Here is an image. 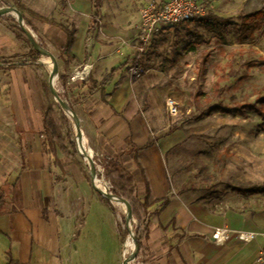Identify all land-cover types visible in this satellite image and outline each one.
I'll return each mask as SVG.
<instances>
[{
  "label": "crops",
  "instance_id": "crops-1",
  "mask_svg": "<svg viewBox=\"0 0 264 264\" xmlns=\"http://www.w3.org/2000/svg\"><path fill=\"white\" fill-rule=\"evenodd\" d=\"M18 6L34 16L25 15L28 23L23 20L24 26L53 55L58 75L68 76L80 66H92L87 80L69 82L67 77V86L76 95L81 94L86 133L94 139L95 147L133 175L141 188H136L141 203L147 197L144 226L148 235L141 241L146 262L142 264H256L257 252L264 247L260 236L264 233V209L247 204L253 203L251 199L256 194H240L246 207L240 213L227 210L211 214L200 201L172 193L163 153L173 133L168 138L153 139L154 131H150L138 103L141 93L125 71L128 63L123 57L131 50L105 42L95 33L91 37V0H0V7L17 10ZM138 21L137 15L136 24ZM59 26L73 31L70 58L62 51L66 34ZM19 30L11 16H0V264H89L88 248L82 242L89 204L99 205L105 214L109 212L98 197L82 195L79 208L84 217L77 225L61 206L54 207L59 201L57 184L47 163L51 152L42 120L48 108L47 92L40 79L44 64L38 62L42 64L39 72L38 63L27 61L33 49ZM149 100L152 103L153 99ZM153 141L152 147L135 152L134 148ZM228 168L227 180H237L241 173L250 177L241 180L249 187L264 185V173ZM164 198L169 204L159 209L155 201ZM85 199L89 201L87 209H83ZM216 227L230 231L223 245L210 242ZM242 232L259 235L253 242L241 244L235 235ZM113 235L117 260L113 259L112 264H120L118 234Z\"/></svg>",
  "mask_w": 264,
  "mask_h": 264
},
{
  "label": "rangeland",
  "instance_id": "rangeland-1",
  "mask_svg": "<svg viewBox=\"0 0 264 264\" xmlns=\"http://www.w3.org/2000/svg\"><path fill=\"white\" fill-rule=\"evenodd\" d=\"M149 1L161 0H102L100 11L92 16L91 37L95 33L97 38L100 37L105 42L110 41L120 49L127 47L131 50L130 55L123 57L128 63L125 71L129 81L136 82V91L141 93L138 103L144 109L150 131H154L153 139L168 138L172 134L168 130L177 128L163 153L172 193L191 201H200L211 214L227 210L240 213L242 209H246L241 201L242 195L230 192L224 185L246 184L241 180L250 178L240 173L237 174V180H227L230 166H235L239 172L251 173L256 170L264 173V103L259 102L264 95V20L262 28L251 34L245 44L235 41V31L244 16L264 12V0H203L207 17L214 16L229 24L221 39L192 22L168 30L145 53L137 56L133 44L123 46L121 43L132 40L138 12ZM5 15L11 16L18 26L14 14ZM259 19L250 20L255 22ZM26 43L30 48L28 38ZM185 43L194 45L195 51L185 52L182 49ZM27 61L33 64L43 62L40 79L47 92L48 105L53 106L55 111L56 127L66 139L63 144L65 155L55 146V151L47 161L57 184L55 192L59 201L54 207L61 206L66 216L74 217L79 225L84 217V211L80 212L79 208L80 197H98L102 205L101 199L105 198L93 191L88 164L75 148L73 119L68 112L58 109L60 106L48 90L52 64L47 58L32 52ZM38 64L36 68L40 72L42 66ZM130 69H134V72L130 73ZM67 77L69 79L70 74L60 76L57 71L52 80L54 90L79 119L84 147L92 151V162L100 165L104 155L93 144L94 139H90L86 133L87 122L80 106L81 94L76 95L73 88L67 86ZM149 98L153 99L152 103ZM166 99L177 105L176 114L169 115ZM216 103L226 107H244L246 115L232 117L215 112L209 117L196 120L200 113ZM223 158H226L224 175L223 170L219 171ZM121 165L123 166L122 163ZM96 176L98 183L110 190L103 170L102 173L97 172ZM97 186L101 188L100 185ZM136 188L141 190L138 183H135ZM137 189L136 200L140 202L142 199L138 196ZM262 195L256 194L251 199L253 203L247 204L264 209ZM85 200L83 209H87L89 203ZM108 203L112 206V210L105 206L108 215L99 205L89 204L87 228L85 233L82 232V242L88 248L89 264H97L96 261L99 260L100 264H112L113 259L117 260L114 232L118 234L119 262L123 264L135 251L132 238L136 240L144 233L146 211L141 206L139 208L136 205L133 212L130 204L131 219L126 220V208L123 204L112 201ZM134 214L140 218V225ZM137 226H140L138 231ZM129 238L131 243L126 247ZM141 255L138 252L136 258L128 264H142Z\"/></svg>",
  "mask_w": 264,
  "mask_h": 264
},
{
  "label": "trees",
  "instance_id": "trees-1",
  "mask_svg": "<svg viewBox=\"0 0 264 264\" xmlns=\"http://www.w3.org/2000/svg\"><path fill=\"white\" fill-rule=\"evenodd\" d=\"M160 2H163V0H161ZM91 3L93 4L94 16H96L97 13L100 11V8L102 7V4H101L102 0H91ZM17 11L21 14L22 20H24L26 24L28 23V21L25 20L24 18L25 15L32 16L34 18V16L31 15V13L27 12L22 6H18ZM252 18H260V19L254 22L250 20ZM37 19L41 20L40 18H37ZM263 20H264L263 11H258L252 15L244 16L241 24L238 27H236L235 41L240 44L247 43L250 35L262 28L261 25L263 23ZM41 21L47 22L46 20H41ZM192 22L197 23L198 25L203 27L206 30V32L211 33L215 38H218V39L222 38V35L225 33V30L229 26L228 23L214 16H208V17L206 16V18H196L190 22L180 24V25H185V24L192 23ZM59 27H60V30L66 34V43L63 46L62 51L63 53L67 55L66 56L67 58H70L69 50L74 40V34L72 33L73 31L64 26L63 27L59 26ZM19 31L22 32L21 30ZM155 41L156 40H153L150 45H152V43H154ZM182 46H183L182 49L185 52L195 51L194 45L192 46V45L185 43ZM33 53L36 55H39V53L36 50H33ZM259 102L264 103V95L260 97ZM47 106L48 108L45 114L43 115L42 120H43L44 135H46L48 149L50 150L51 153H53L55 151V146H57L60 152H63V154L65 155V148H63V144L65 143L66 139L62 136L59 129L56 127V120H54L55 111L53 110V106H49V105ZM58 109H60V107ZM215 112H218L221 115L226 114L232 117L246 115L244 111V107H238V108L237 107H226L222 105L221 103H216V104L210 105L204 112L200 113L198 117H196V120L198 121V120L203 119L204 117H209L212 113H215ZM176 130L177 128H172L168 131L170 133H173ZM153 144H154V141L150 143H146L143 147L134 148V150L135 152H138L140 149H146V148L152 147ZM225 161H226V158H223L220 161L219 171L223 170ZM101 162H102L101 166H102L103 174L110 186V190L112 191V194L118 197H121L125 201H128L129 204H131V206L133 207V212L134 210H136L135 209L136 205H139V208L141 206L142 209L146 210L145 207L146 208L148 207V204L146 203L147 197L144 198L143 203L136 200L135 180H134L133 175H131L130 172L126 168H124L119 162L111 158L109 159L104 156ZM144 185H145V189L147 192L148 189L146 188L145 181H144ZM224 187L227 188L230 192L237 193V194H241V193L243 194H248V193L264 194V185H255V186L249 187L245 184H240L238 186L226 184L224 185ZM101 202L109 210H112V206L109 205L107 200L101 199ZM155 203H159L160 205L159 209H163L169 204L167 198L156 200ZM134 216L138 221V225H140L141 224L140 218L136 214H134ZM139 228L140 226H137L136 231H138ZM143 232L144 233H142V236L141 237L139 236L136 239V243H137V247L139 248V251H138L139 254H142L141 255L142 261L146 262L145 261L146 253L141 247V241L145 239L148 235L147 228H145V226L143 227Z\"/></svg>",
  "mask_w": 264,
  "mask_h": 264
},
{
  "label": "built area",
  "instance_id": "built-area-1",
  "mask_svg": "<svg viewBox=\"0 0 264 264\" xmlns=\"http://www.w3.org/2000/svg\"><path fill=\"white\" fill-rule=\"evenodd\" d=\"M206 11L204 8L203 0H163L149 1L148 4L143 6L139 12V21L135 25V34L130 41H122L121 45L127 46L133 44L135 48V54L137 56L142 55L150 47L153 40H157L164 36L168 30L178 27L180 24H184L192 21L196 18H204ZM33 35V34H31ZM33 38L35 36L33 35ZM92 66L83 65L78 67L70 74L69 82L84 81L89 78ZM134 72V69H130V73ZM165 105L167 107L169 115H174L177 112V105L170 99H166ZM84 146V143H83ZM92 151L88 148L87 151ZM102 163V162H101ZM95 173H102L101 164H94ZM264 200V194L262 195ZM229 230L225 228H213V233L210 237L211 244L217 246L223 245L229 238ZM258 233L254 232H242L235 235L236 240L239 243L248 244L253 242ZM264 239V233L260 234ZM256 264H264V247L260 248L256 255Z\"/></svg>",
  "mask_w": 264,
  "mask_h": 264
},
{
  "label": "water",
  "instance_id": "water-1",
  "mask_svg": "<svg viewBox=\"0 0 264 264\" xmlns=\"http://www.w3.org/2000/svg\"><path fill=\"white\" fill-rule=\"evenodd\" d=\"M8 13H12L15 15L16 21L18 22V27L24 33V35L27 36L29 43L31 45V48L33 50H36L40 54V56L47 58L49 60V62L52 64V69H51L50 74H49L50 79H49V83H48V90L52 94V97L55 100V102L57 103V105L60 106V108L63 111L68 112L69 115L71 116V118L73 119L74 132L76 134V136H75L76 137L75 138L76 147L75 148H76L78 154L88 164L89 175L91 176V187H92L93 191H95L96 194L101 195L103 198H105L109 202L112 201V202H116L118 204H123L124 207L126 208V215H125L126 220L131 219V206H130V204H128V202L125 201L124 199H122L121 197H118V196L112 194V191L110 192V190H108L104 186V184L98 183L99 180H98L96 173H95L94 162H92L91 157L87 153V149L83 146V143H82L83 137H82V134L80 133V129H79V119L76 118V115L68 107V105L64 104L60 100V98L57 94V91L54 90L52 80H53L54 76H56L57 71H58L57 62L55 61V58L53 57V55L50 52H47L45 49H43L40 46V44L35 40V38H33V35H31L30 32L25 28L21 14L16 9L9 8V7H5V8L0 9V16H4L5 14H8ZM97 185H100L101 188L99 189ZM132 246L134 247L135 251L132 255L128 256V258L123 261L124 262L123 264H128V262H131L132 260H134L136 258L138 251H139V248L137 247V243H136V240L134 238H132Z\"/></svg>",
  "mask_w": 264,
  "mask_h": 264
},
{
  "label": "bare ground",
  "instance_id": "bare-ground-1",
  "mask_svg": "<svg viewBox=\"0 0 264 264\" xmlns=\"http://www.w3.org/2000/svg\"><path fill=\"white\" fill-rule=\"evenodd\" d=\"M82 143H84V140L83 139H82ZM87 153H88L89 156L91 155V152H89V150L87 151ZM127 230L130 233L129 227H127ZM130 243H131V239L129 238L128 241H127L126 247H128L130 245ZM127 252H128V249H127Z\"/></svg>",
  "mask_w": 264,
  "mask_h": 264
}]
</instances>
